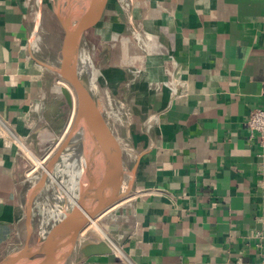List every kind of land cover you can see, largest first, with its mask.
Listing matches in <instances>:
<instances>
[{"label": "crops", "instance_id": "crops-1", "mask_svg": "<svg viewBox=\"0 0 264 264\" xmlns=\"http://www.w3.org/2000/svg\"><path fill=\"white\" fill-rule=\"evenodd\" d=\"M35 10L0 0V258L26 238L19 143H53L73 112L50 109L64 81L38 60L57 63L60 36L31 45ZM90 31L109 48L106 78L126 81L113 94L136 117L141 158L129 196L103 213L117 217L101 223L112 253L74 264H264V149L247 123L263 105L264 0H110Z\"/></svg>", "mask_w": 264, "mask_h": 264}, {"label": "water", "instance_id": "water-1", "mask_svg": "<svg viewBox=\"0 0 264 264\" xmlns=\"http://www.w3.org/2000/svg\"><path fill=\"white\" fill-rule=\"evenodd\" d=\"M49 2L61 31L59 58L57 64L40 60L38 62L54 71L70 88L60 87L62 99L55 100L50 108L53 116L59 113L60 107L64 104L74 109L70 128L47 161L46 169L50 171L62 159V152L77 132L79 140L83 139L82 142L85 144L84 152L91 162L94 176L84 189L78 191L74 203L66 207V202L63 201L66 207L63 213L33 235V200L44 189L47 181L42 171L26 192L25 241L19 248L1 257L0 264H74L76 253H80L83 258L112 253L107 241L100 237L83 239L84 237L80 238L81 233L99 215L130 193V187L124 190L122 187L123 181L126 180L122 173L125 167V145L126 142L133 145L129 123L125 125L127 132L126 136H123L110 117L113 103L97 90V86H91L87 76L88 70L86 66L81 65V57L87 52L85 35L101 21L110 1L90 0V5H84L81 14L75 20L70 16L64 0H49ZM36 4L35 21L30 35L31 45L36 44L42 0H36ZM53 116L43 114L45 121L49 123L52 122ZM65 123L64 117H58L56 124L60 132ZM133 148L141 158V153L134 145ZM19 154L21 164L17 171L22 173L28 163L23 165V152ZM130 180H133L132 177Z\"/></svg>", "mask_w": 264, "mask_h": 264}, {"label": "rangeland", "instance_id": "rangeland-1", "mask_svg": "<svg viewBox=\"0 0 264 264\" xmlns=\"http://www.w3.org/2000/svg\"><path fill=\"white\" fill-rule=\"evenodd\" d=\"M89 5H90V0H89ZM50 30L57 32L59 34V36H60L59 43H61V31H60L58 23L54 17L50 2H49V0H42L41 11H40V24H39V28H38V35L40 32V44H39L40 46L39 47L42 48V45H43L42 42L44 40L43 36L44 35L46 36V32L50 31ZM41 32L43 33V36L41 35ZM93 33L94 32H92V31L87 32V34L85 35V45H86L87 52L89 53V55L93 61V66L95 67V70H96V68L97 69L99 68L100 72L104 73V75H103L104 77L101 76L100 74H98V80H96L97 87H98L97 90L102 92L103 94H105L104 96L107 99L113 98L112 100L116 102V103L112 102V103H114V106H112L114 108L113 113H112L113 119H114V122H115L116 127L118 128L119 132L123 136H126V132H127L125 129L126 123H129V127H130L129 132L132 133L131 126L133 125V119H135L136 117L133 118L131 116V113L128 112V111H130L129 108H127V107L123 108L122 107L123 104H126L127 101L125 100V98H122L121 96L117 95L116 93H118V92L124 93L127 90V84H126V81H124L122 84L123 88L120 87L121 84L118 86L119 87L118 88L108 79L109 78L108 76H110V71L107 70V68L105 69L104 63H107L106 58L109 54V50H108L109 48H104L102 50L103 47L99 44L100 39L98 37H96ZM38 35H37V37H38ZM97 54H99V55H97ZM57 57L59 58V54H57V52H56L51 57V59H54L57 61L58 60ZM55 64H57V63H55ZM107 71H109V72H107ZM98 73H99V70H98ZM106 77H108V78H106ZM114 86H115V91L111 90L112 88L114 89ZM55 90L57 92H59V90L57 89L56 86H55ZM113 92H116V93L113 94ZM58 94L61 95L60 92ZM64 111L66 112V109ZM63 116H65L64 118L66 120V116H68V115L63 114ZM131 117L133 119H131ZM71 119H72V115H71ZM65 135L66 134L62 133V131H61V135L59 137H57V139L55 141H59V140L62 141L65 138ZM55 141H53V143H48V144H45L44 146L40 147L39 151L34 152L33 150H31V149L30 150H31V152L34 153V155L37 158L43 160V157L46 155V153H48L50 150H52V148H53L52 146L54 145ZM60 141L56 145L57 148H58L59 144L61 143ZM56 149H54L52 152H50L49 156L46 159H44V161H43L44 163H46L49 160L52 153H54ZM70 152L71 151L69 150L68 153H70ZM23 157H24L22 159L23 165L26 163H28V165H26V168L24 170H22L21 178L26 180L29 184L31 182L34 183V181L37 180V177L41 173L42 170L40 168H36L35 170L29 172L28 170H29L30 166H32V163H33L32 159L30 158V160H29L25 155ZM76 158H77L76 151L71 156L70 155H67L65 157L63 156V158L56 164L55 169L52 170V173H55L56 178L64 186V188H70V183L72 180L71 177H72L73 172L75 170L74 162L76 161ZM57 193L58 192L56 191L55 186L49 180H47L44 189L40 193H38V195H36V197L34 198L33 204H32V228H33L32 232H33V235H35L36 232L41 227H43L44 225L46 226L47 224H49L50 222L55 220L57 215L59 214L60 207L62 208L64 206V202L62 201L63 196L61 198V196H59ZM130 193H131V191H130ZM129 194L125 198H127L129 196Z\"/></svg>", "mask_w": 264, "mask_h": 264}, {"label": "bare ground", "instance_id": "bare-ground-1", "mask_svg": "<svg viewBox=\"0 0 264 264\" xmlns=\"http://www.w3.org/2000/svg\"><path fill=\"white\" fill-rule=\"evenodd\" d=\"M64 1H65L67 8H68V12H69L70 16H72L74 18V20L76 19V17H78V15L81 14L83 6L84 5L86 6L87 4L89 5V0H64ZM37 39H38V37L36 38V41H37ZM82 64L84 66H86V68L88 70L87 76H88L89 82H91V86H93V87L97 86V84H96V72H95L94 66H92L93 61H92L89 53L86 52L85 54L82 55L81 65ZM92 67H93V69H92ZM61 86L68 87L67 84H65L64 82H62V85L57 84L56 87L59 90V92H60ZM72 97H73V93H72ZM73 99H74V97H73ZM72 117H73V114H72ZM71 121H72V119H70V121L67 123L66 127L62 130V133L66 134L68 132L70 125H71ZM59 141H55L54 145L52 146L53 147L52 150H50L48 153H46V155L43 157V160L37 158L34 155V153L31 152V150L28 148V146H26V144L22 140L20 141L19 145L23 149V155H25L29 160H30V158L32 159L33 163H32V166H30L28 171L30 172V171L35 170L36 168H40L43 171V174L46 176V179L49 180L55 186L56 191L58 192L57 194L59 196H61V198L63 196L62 201H65L66 205H67L66 207H68L69 204L74 203L75 199H77L76 197H77V193H79L78 191L80 189H84L88 185L89 180L91 178H93V176H94V171H93V167L91 165V162H90L87 154L84 152L85 144H83L84 142H82L83 139L79 140L78 134H77V132H75L74 135L71 137L67 148L64 149V151L62 152L63 154L61 156V158H63V156L65 157L67 155L71 156L74 154L75 151H76V155H77L76 161L74 162L75 170H74L73 175L71 177L72 180L70 183V188H64V186L56 178L55 173H52V170L55 169V167L53 166V169H51L49 171L46 169L47 168L46 167L47 162L46 163L43 162L44 159H46L49 156L50 152H52L54 149L57 148L56 145L59 143ZM125 149H126L125 167L122 169V173H124V177H126V180L123 181L124 184L122 187H123V190L126 187H130V191H131L132 186H133L132 181H134L136 170H137V165L140 161V158L138 157L137 151L133 148V145H131V143L126 142ZM69 150L71 151L70 153H68ZM137 159H138V162H137ZM131 177L133 179L132 181L130 180ZM44 187H45V184H44ZM125 197H123L121 200L116 202V204L125 200L126 199ZM116 204H114V205H116ZM114 205L112 207H114ZM66 207H64V206L62 208L60 207L59 214L57 215V217H59L63 213V211L65 210ZM104 214H105V212H104ZM104 214L102 213L101 214L102 216L99 215L94 220L93 223L89 224L86 227V229L83 230V232L81 233L80 238L84 237L83 239H87V238L90 239L91 235H94V237H100V236L104 235L105 230L103 229V226L101 223H103V221H108L113 217L117 218L115 216V214H113V213H107L106 215H104ZM43 227H41V228H43ZM90 231H91V235H89ZM85 234H87V236Z\"/></svg>", "mask_w": 264, "mask_h": 264}, {"label": "built area", "instance_id": "built-area-1", "mask_svg": "<svg viewBox=\"0 0 264 264\" xmlns=\"http://www.w3.org/2000/svg\"><path fill=\"white\" fill-rule=\"evenodd\" d=\"M263 105L252 109L249 113L247 123L251 132H256L264 149V89L262 90Z\"/></svg>", "mask_w": 264, "mask_h": 264}]
</instances>
